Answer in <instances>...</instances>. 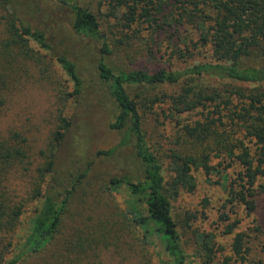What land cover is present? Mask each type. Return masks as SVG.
<instances>
[{
  "label": "rangeland",
  "instance_id": "rangeland-1",
  "mask_svg": "<svg viewBox=\"0 0 264 264\" xmlns=\"http://www.w3.org/2000/svg\"><path fill=\"white\" fill-rule=\"evenodd\" d=\"M13 1L17 3L16 12L22 20L44 31L54 53L65 54L78 62L81 90L78 95H66L72 89L71 83L52 56L36 44L28 42V55L21 54L23 52L13 46L4 48L2 37L7 34L8 13L0 10V81L4 82L0 93L6 102L0 106V133L6 135L16 131L20 134L21 145L35 166L43 160L37 154L46 147L56 129L58 115H64L70 125L55 156L53 177L60 184L58 189L69 188L71 177L88 169L81 183L72 190L53 243L20 264H159L156 249L142 246L139 230L129 218L123 217V194L109 186L113 176L138 173L139 163L131 144L117 145L120 135L111 127L115 104L96 69L100 58L98 44L75 33L67 10L54 0ZM80 2L101 24L112 51L105 59L114 69H180L212 60L208 46L197 41L198 34L190 26L180 25L153 33L145 23L126 26L121 20L123 9L110 0ZM176 49H181L184 55L176 54ZM177 86L165 85L154 90L127 87V91L136 101L144 98L139 105L143 127L163 164L167 181L173 178L171 169L176 155H200L205 149L209 155L211 173L206 175L201 169H194L195 188L191 191L178 188L177 194L172 196L173 217L182 247L192 264H220L225 256L232 255L233 234L224 233V223L219 220V214L227 211V222H236L234 232L247 235L246 261L236 264L264 260V190L255 196V208L250 213L238 202L233 205L226 202L228 185L242 170L233 156L237 149L231 151L235 143L233 133L243 140L252 154L255 151L253 141L245 136L243 127L228 111L221 123L209 128V135L198 139L185 136L181 127L197 121L206 123L208 111L213 108L183 114L171 111L165 94H173ZM154 95L158 100L152 104ZM231 105L239 107L241 100L233 97ZM225 145L227 151H222ZM104 150L113 151L109 155L97 154ZM30 172L18 169V174L14 175L19 176L11 178L10 185L16 191H24ZM36 205L34 201L26 207L21 224L11 235L15 245L24 236ZM201 233L213 236L216 250L209 263L197 237ZM91 252L99 255L92 259ZM10 255H6V259Z\"/></svg>",
  "mask_w": 264,
  "mask_h": 264
},
{
  "label": "trees",
  "instance_id": "trees-1",
  "mask_svg": "<svg viewBox=\"0 0 264 264\" xmlns=\"http://www.w3.org/2000/svg\"><path fill=\"white\" fill-rule=\"evenodd\" d=\"M54 1L67 10L75 33L98 44L100 58L96 69L115 104L111 127L120 135L117 145L131 144L138 159V173L113 176L109 181L111 189L123 194V217L129 218L139 230L142 246L156 249L159 264H192L182 247L181 235L174 221L172 196L177 194L178 188L189 191L195 188L194 169H201L206 175L211 173L209 155L206 149L200 155H176L171 169L173 178L167 181L163 164L143 127L139 105L144 98L136 101L127 87L154 90L160 86L178 85L173 94H165V102L169 98L170 110L176 114L197 109L203 111L211 106L213 110L208 111L206 123L197 121L194 125L181 127L185 136L195 139L209 135V128L221 123L228 111L232 119L243 127L245 136L253 141L255 151L252 154L243 140L233 133L235 143L231 151L237 149L233 156L242 170L230 181L226 202L231 205L238 202L248 213L252 212L255 196L264 190V0H110L123 9L121 20L126 26L145 23L153 33L180 25L190 26L198 34L197 41L208 46L211 52L210 61L180 69L153 71L112 68L105 59L112 51L95 14L80 0ZM15 4L13 0H0V10L8 13L7 34L2 37V46H13L20 49L21 54L28 55V42L36 44L52 56L71 83L72 89L66 95H78L81 90L78 62L65 54L54 53L44 31L22 20L17 15ZM174 52L184 55L181 49ZM3 84L0 81V90H3ZM233 97L241 100L239 107L231 105ZM156 100L158 96L154 95L151 103ZM4 103L0 93V106ZM69 125L68 117L59 114L56 129L46 147L37 154L43 160L35 166L21 145L23 138L20 134L16 131L6 135L0 133V264L3 260L4 264H20L26 258L39 254L56 237L72 190L88 172L85 169L71 177L69 188L58 189L60 184L53 177L55 156ZM224 150L227 151V145L222 148ZM112 151H98L97 154L109 155ZM20 168L31 171L21 192L10 185L11 178L19 176L14 174H18ZM34 201L37 205L27 221L24 236L15 245L11 235L21 224L26 207ZM226 212L219 214V220L224 223L223 232L233 234L232 255L225 256L220 264L245 262L247 235L234 232L236 222H227L229 216ZM197 237L209 263L216 250L213 236L201 233ZM97 246L100 247V243ZM9 253L11 255L6 259ZM91 253L92 259L99 255ZM249 264H264V260L249 261Z\"/></svg>",
  "mask_w": 264,
  "mask_h": 264
}]
</instances>
